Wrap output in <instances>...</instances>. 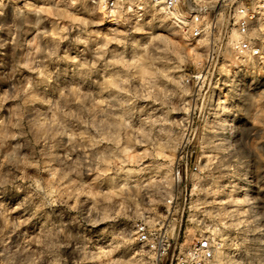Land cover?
I'll return each instance as SVG.
<instances>
[{"label":"rangeland","instance_id":"374dc122","mask_svg":"<svg viewBox=\"0 0 264 264\" xmlns=\"http://www.w3.org/2000/svg\"><path fill=\"white\" fill-rule=\"evenodd\" d=\"M257 1L0 0V264H174L203 237L264 264V57L227 18Z\"/></svg>","mask_w":264,"mask_h":264},{"label":"built area","instance_id":"2783aa9c","mask_svg":"<svg viewBox=\"0 0 264 264\" xmlns=\"http://www.w3.org/2000/svg\"><path fill=\"white\" fill-rule=\"evenodd\" d=\"M148 2L153 5L172 12L176 9L179 0H98L105 10L116 11L125 7L126 2ZM208 6L198 5L197 8L188 12V27L190 35L194 38L200 37L207 28L205 15ZM228 22L233 26L237 38L231 42V50L237 57H249L261 59L264 57V0H258L249 6L242 2L236 4L227 14ZM195 169V166L192 167ZM173 175L178 181L182 180L181 168L176 167ZM158 238L151 241V232L142 222L135 225V233L138 241L148 245L154 251L160 252L168 248V239L165 230L161 232L158 227ZM155 231V230H154ZM160 254V253H159ZM174 264H217L214 256V247L206 237L198 239L191 244L182 255L177 256Z\"/></svg>","mask_w":264,"mask_h":264},{"label":"bare ground","instance_id":"6f19581e","mask_svg":"<svg viewBox=\"0 0 264 264\" xmlns=\"http://www.w3.org/2000/svg\"><path fill=\"white\" fill-rule=\"evenodd\" d=\"M210 1H211V0H209V2H210ZM173 14L176 16V13H173ZM177 16L179 17L180 15L177 14ZM192 50H193V48H192ZM217 264H218V263H217Z\"/></svg>","mask_w":264,"mask_h":264}]
</instances>
